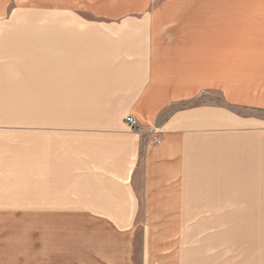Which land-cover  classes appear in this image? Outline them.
Masks as SVG:
<instances>
[{
  "label": "crops",
  "instance_id": "crops-1",
  "mask_svg": "<svg viewBox=\"0 0 264 264\" xmlns=\"http://www.w3.org/2000/svg\"><path fill=\"white\" fill-rule=\"evenodd\" d=\"M7 111L35 233L0 263L229 264L238 237L264 264V0H0ZM236 190L231 237L189 213Z\"/></svg>",
  "mask_w": 264,
  "mask_h": 264
},
{
  "label": "rangeland",
  "instance_id": "rangeland-1",
  "mask_svg": "<svg viewBox=\"0 0 264 264\" xmlns=\"http://www.w3.org/2000/svg\"><path fill=\"white\" fill-rule=\"evenodd\" d=\"M2 116L8 118L18 117L14 111L1 112L0 117ZM27 128L33 132L37 131V128H43L44 132L50 133L52 126H28ZM0 133L4 132L0 131ZM36 150L37 141H35V136L24 142L0 141V199L5 195V198H8L6 201L0 200V250L8 248L18 250L21 248L20 241L23 238H34L36 202L14 201V199L22 197L24 193L21 192V188H25L27 185L26 180L33 176V174H26V171L30 168L35 169ZM25 177L26 179H24ZM11 179L12 182H10ZM23 181L26 183L24 184ZM29 182L28 186L33 181ZM210 193V196H204V201H188L189 213L202 215L205 220L211 219L213 232H218L221 235L230 232V237L233 236L234 225L237 226L240 221H243V219L235 220L236 210H242L243 205L235 206L234 201H249V198L245 197V191L243 190L210 191ZM9 241H11V245ZM235 241L234 239V242L231 243L230 240L229 246L226 244L221 245L218 250L226 252L225 262L243 264L244 243L238 237L237 243ZM23 248L29 250L32 247ZM31 258L32 260L28 258L27 262L21 261L13 264H35L34 257ZM4 262V260H1L0 264H4Z\"/></svg>",
  "mask_w": 264,
  "mask_h": 264
},
{
  "label": "built area",
  "instance_id": "built-area-1",
  "mask_svg": "<svg viewBox=\"0 0 264 264\" xmlns=\"http://www.w3.org/2000/svg\"><path fill=\"white\" fill-rule=\"evenodd\" d=\"M126 122L129 125V127H131L132 129H135V130L140 129L139 124L137 123V121L134 118L128 117L126 119ZM154 142L155 143H159L160 142V138L159 137H155Z\"/></svg>",
  "mask_w": 264,
  "mask_h": 264
}]
</instances>
